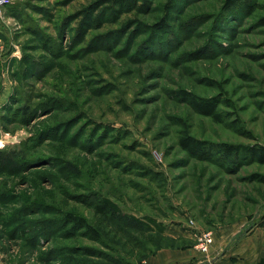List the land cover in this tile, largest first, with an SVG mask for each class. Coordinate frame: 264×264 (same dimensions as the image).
Returning <instances> with one entry per match:
<instances>
[{"label": "rangeland", "instance_id": "rangeland-1", "mask_svg": "<svg viewBox=\"0 0 264 264\" xmlns=\"http://www.w3.org/2000/svg\"><path fill=\"white\" fill-rule=\"evenodd\" d=\"M120 1L0 6V264L72 252L73 264H141L196 247L195 232L245 230L264 210V163L225 167L178 145V118L200 139L264 145V0H248L251 13L225 0ZM182 88L220 96L223 120ZM100 196L114 217L86 203ZM68 211L99 239L64 223Z\"/></svg>", "mask_w": 264, "mask_h": 264}, {"label": "trees", "instance_id": "trees-1", "mask_svg": "<svg viewBox=\"0 0 264 264\" xmlns=\"http://www.w3.org/2000/svg\"><path fill=\"white\" fill-rule=\"evenodd\" d=\"M137 1L138 0H121L120 2L123 7L137 8ZM240 5L246 12L251 13L252 8L250 7V3L248 2V0H225L223 7L227 10L231 7ZM92 18L96 19V17ZM260 19V21L264 23V16ZM156 25L163 27L167 25V21L164 20L163 22H159ZM158 29H161V27H158ZM178 95L182 99L187 100L198 113L209 116L216 122H221L223 120L221 112L218 110V105L219 103H221L220 96L216 95L211 97H201L184 88L179 89ZM23 110L24 112H29L27 107L23 108ZM178 122L180 125L178 145L193 157H196L198 159H208L210 156L215 154L214 160L222 163L225 167L236 166L237 164H240L242 160H245V158L251 161H256L258 163H264V145L260 143L251 145L230 142L214 143L209 140L200 139L193 136L189 132L186 122L182 120V118H178ZM86 203H89V205L92 206L95 214L102 217H114L119 211L116 202L104 196L89 200ZM62 221L67 225L72 226L73 229H78L83 233L89 234L94 239H99L100 237L99 231L94 228V226L90 222H88V220H86L82 215L68 211L63 214ZM147 222L154 223L155 221L152 218H147ZM157 224L158 223L156 222V225ZM183 247L187 246H182L180 248ZM89 250L91 251V249ZM74 255L75 252H72L70 256L66 258L64 264H73L75 262V260L73 262Z\"/></svg>", "mask_w": 264, "mask_h": 264}, {"label": "crops", "instance_id": "crops-1", "mask_svg": "<svg viewBox=\"0 0 264 264\" xmlns=\"http://www.w3.org/2000/svg\"><path fill=\"white\" fill-rule=\"evenodd\" d=\"M243 224L211 231L214 239L205 253L192 246L162 247L141 264H264V210L241 231Z\"/></svg>", "mask_w": 264, "mask_h": 264}, {"label": "built area", "instance_id": "built-area-1", "mask_svg": "<svg viewBox=\"0 0 264 264\" xmlns=\"http://www.w3.org/2000/svg\"><path fill=\"white\" fill-rule=\"evenodd\" d=\"M9 0H0V6L7 3ZM196 248L205 253L209 250L210 244L213 242V234L211 231L195 232Z\"/></svg>", "mask_w": 264, "mask_h": 264}]
</instances>
